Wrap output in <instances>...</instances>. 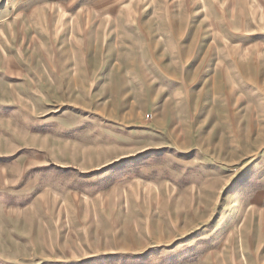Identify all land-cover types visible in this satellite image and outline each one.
Masks as SVG:
<instances>
[{
	"label": "rangeland",
	"instance_id": "obj_1",
	"mask_svg": "<svg viewBox=\"0 0 264 264\" xmlns=\"http://www.w3.org/2000/svg\"><path fill=\"white\" fill-rule=\"evenodd\" d=\"M0 264H264V0H0Z\"/></svg>",
	"mask_w": 264,
	"mask_h": 264
},
{
	"label": "crops",
	"instance_id": "obj_2",
	"mask_svg": "<svg viewBox=\"0 0 264 264\" xmlns=\"http://www.w3.org/2000/svg\"><path fill=\"white\" fill-rule=\"evenodd\" d=\"M121 171V170H120ZM119 172V171H118ZM108 178L110 179V178H113V175H108ZM109 179H107V180H109ZM119 179H121V177L119 178ZM110 180H112V179H110ZM110 183V181L108 182V184ZM117 188L118 190L120 189V187H118V185H113L111 188Z\"/></svg>",
	"mask_w": 264,
	"mask_h": 264
}]
</instances>
